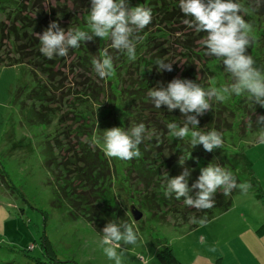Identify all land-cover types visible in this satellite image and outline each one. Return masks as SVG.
<instances>
[{
    "label": "trees",
    "instance_id": "obj_1",
    "mask_svg": "<svg viewBox=\"0 0 264 264\" xmlns=\"http://www.w3.org/2000/svg\"><path fill=\"white\" fill-rule=\"evenodd\" d=\"M135 1L137 6L145 5L152 8L157 4H164L166 0ZM242 2L247 10L244 18L252 26L251 44L247 51L254 57L255 66L264 69V0ZM68 3L73 7L70 8ZM82 9L84 11L80 13L82 16L78 19L77 12H81ZM89 10V0H0V68L26 67L34 84L29 99L34 103L39 121L44 123L43 113L40 112L42 109H46L47 113L44 115H49V120L51 117L55 118L61 111L71 114L80 124V129L84 130L83 134L80 131L74 132V137L76 139L84 137L89 145L83 147L79 144L76 150L72 147L68 154L70 156L62 159L60 151L63 145L57 144L59 157L55 165V174L63 184L60 191L62 190L65 196H74L80 200L81 206L78 210L96 228L104 227L110 219L122 218L116 201V193L120 189L116 188L114 183L115 161L104 154L100 139L102 131L114 127L111 122L122 118L124 128L143 122L146 128H154L158 134L140 145L141 157L123 160L128 170L130 168L135 173V185L143 187L142 191L133 197L140 210L163 209L173 214H182L184 218L189 217V214L197 218L206 216L207 221L213 219L215 212H228L232 207V195L238 189H234L227 197L218 190L214 197L216 203L211 209H188L190 206L184 205L182 199L178 201L164 196L163 174L167 172L169 177L179 175L182 171L179 158L183 153L191 151V156L184 165L193 170L189 186L199 176L200 169L213 160L221 166L231 168L237 176V182H241L243 173L239 172L237 163L230 157L229 145L235 147L237 140L248 132L259 131L255 125L257 118L264 115V107L253 104L251 108L246 97H241L236 108L227 106L225 102L210 100L212 109L198 118V127L204 130L216 128L221 131L224 134V144L222 148H216L212 152L205 151L202 145H197L191 150L186 139L179 140L167 135L168 121L175 119L181 123L183 120L179 109L169 112L163 105L161 109H157L147 96L148 88L155 87L158 82L166 85L173 78H186L195 82L193 67L184 73L177 71L175 66L169 73L157 71V65L154 63L156 58L166 56L170 61V57L176 51L171 48L169 41L171 37L168 33L157 36V40H163V43L159 46L160 51L154 50L159 54L155 53L156 55L153 54L150 58L151 56L145 54L150 48V34L143 32L142 41L137 46L138 55L135 61H129L124 54L106 45L99 37H95L93 41H85L77 49H69L64 57L48 59L40 53L37 33H42L52 21H57L65 29L84 28L87 26ZM106 47L113 55L114 66L118 72L117 81L112 77H98L91 65L92 55L98 56L99 51ZM163 50L166 52L163 53ZM186 51L184 58L188 62L196 59L197 62L206 65L210 59L204 50L192 51L191 56L190 51L188 52V49ZM221 69L223 70L222 61ZM154 71L157 74L155 82H150L153 81L151 73ZM225 76L230 81L229 74L225 73ZM50 108L54 110H49ZM147 111L150 112V117H146L149 114ZM248 116L253 123L251 126ZM58 118L60 123L61 119L59 116ZM115 127L120 126L115 124ZM47 147L53 150L52 146ZM257 191L262 198L259 188ZM256 235L264 236V222L256 229ZM158 258L162 264H181L169 248L161 250ZM219 263L220 260L217 259L215 264Z\"/></svg>",
    "mask_w": 264,
    "mask_h": 264
},
{
    "label": "rangeland",
    "instance_id": "obj_2",
    "mask_svg": "<svg viewBox=\"0 0 264 264\" xmlns=\"http://www.w3.org/2000/svg\"><path fill=\"white\" fill-rule=\"evenodd\" d=\"M68 5L73 7L71 3ZM129 6L136 7V1L129 0ZM151 9L152 22L140 32V35L143 32L150 34V48L145 54H159L154 50L160 51L163 40H157V36L168 33L171 48L176 50L170 62H174L177 71L184 73L193 67L195 82L210 87L213 81L217 86L229 82L221 69L220 58L206 54L210 58L206 65L194 58L195 61L185 60L186 49L190 51V56L192 51H206L202 44L206 33H196L182 23L185 17L179 9L178 0H166ZM83 11L77 12L78 19ZM105 44L110 45V41H105ZM117 74L115 72L113 80L117 81ZM156 76L155 71L151 73L153 81L150 82H155ZM33 87L26 67L0 68V264H114L98 245L99 232L103 227L96 228L80 213L79 199L65 196L60 191L63 184L55 174L59 157L57 144L63 145L60 151L62 159L68 158L72 147L75 150L79 144L89 147L84 137H74V132L83 134L84 130L80 129L75 117L63 111L49 120V115H44L46 109H42L40 112L45 124L40 122L34 103L29 99ZM240 100L241 97H234L225 104L236 108ZM146 113H149L146 117H150V112ZM111 123L114 127L115 124L124 125L122 118ZM258 133L248 132L237 140L235 147L229 145L230 157L237 163L239 172L243 173L241 182L250 184L247 193L238 189L232 195V207L225 216L215 212L213 219L203 227L191 223L192 214L184 218L182 214L163 209L140 210L133 197L143 187L135 185V173L130 168L128 170L125 162L114 158V183L120 189L116 193V201L122 212L121 219L130 218L140 232L138 244L126 246L129 249L126 264H162L158 253L164 248H169L181 264H197L206 260L215 263L220 244L238 227L263 219L264 144L258 142ZM131 206L143 214L140 220L133 219Z\"/></svg>",
    "mask_w": 264,
    "mask_h": 264
},
{
    "label": "clouds",
    "instance_id": "obj_3",
    "mask_svg": "<svg viewBox=\"0 0 264 264\" xmlns=\"http://www.w3.org/2000/svg\"><path fill=\"white\" fill-rule=\"evenodd\" d=\"M180 11L184 15L182 23L196 33H206L202 44L206 54L220 58L225 73L230 81L205 88L201 83L190 79L173 78L170 82H158L155 87L148 88L147 96L155 108L166 106L171 112L179 109L183 120L175 119L166 123L167 135L179 140H187L191 150L202 145L207 152L222 148L224 134L216 128L204 130L198 127L199 117L212 109L210 100L220 102L232 100L234 97H246L253 104L264 107V69L256 67L254 57L248 53L251 44V24L245 20L246 8L242 0H178ZM153 11L144 5L130 7L129 0H90L87 26L61 27L52 21L39 38V51L48 58L64 57L69 49H77L85 41H93L95 37L110 41V47L124 54L129 61L137 59V46L142 41L140 35L152 22ZM157 71H172L174 62L167 57H157ZM91 65L100 78L115 76L113 55L108 48L92 55ZM250 126L253 125L248 116ZM258 142L264 144V115L257 118ZM157 135L156 130L146 128L141 122L130 127H112L102 131L101 141L104 154L118 160H132L142 156L140 145ZM191 151L183 153L179 158L182 171L179 175L169 177L163 174V194L166 198H175L183 204L198 210L214 207L217 191L225 197L234 189L247 193L250 184L247 181L237 182L233 170L221 166L213 160L200 169V174L189 186L192 169L184 167L190 158ZM127 215V213H126ZM190 221L203 227L207 217L191 216ZM140 240L138 227L131 219H110L99 232L98 245L103 254L114 264H126V246H136Z\"/></svg>",
    "mask_w": 264,
    "mask_h": 264
},
{
    "label": "crops",
    "instance_id": "obj_4",
    "mask_svg": "<svg viewBox=\"0 0 264 264\" xmlns=\"http://www.w3.org/2000/svg\"><path fill=\"white\" fill-rule=\"evenodd\" d=\"M263 222L264 218L250 222L248 226L238 227L223 244H220L218 256L214 260L219 259V264H264V236L256 235V229ZM197 264L215 263L213 260H206Z\"/></svg>",
    "mask_w": 264,
    "mask_h": 264
},
{
    "label": "water",
    "instance_id": "obj_5",
    "mask_svg": "<svg viewBox=\"0 0 264 264\" xmlns=\"http://www.w3.org/2000/svg\"><path fill=\"white\" fill-rule=\"evenodd\" d=\"M130 213L135 221H138L142 218L143 214L137 210L134 206L130 207Z\"/></svg>",
    "mask_w": 264,
    "mask_h": 264
}]
</instances>
